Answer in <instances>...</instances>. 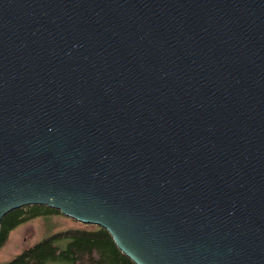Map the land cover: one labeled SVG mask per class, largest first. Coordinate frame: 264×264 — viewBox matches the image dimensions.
<instances>
[{
    "label": "water",
    "instance_id": "95a60500",
    "mask_svg": "<svg viewBox=\"0 0 264 264\" xmlns=\"http://www.w3.org/2000/svg\"><path fill=\"white\" fill-rule=\"evenodd\" d=\"M31 205L264 264V0H0V225Z\"/></svg>",
    "mask_w": 264,
    "mask_h": 264
},
{
    "label": "trees",
    "instance_id": "16d2710c",
    "mask_svg": "<svg viewBox=\"0 0 264 264\" xmlns=\"http://www.w3.org/2000/svg\"><path fill=\"white\" fill-rule=\"evenodd\" d=\"M60 215L47 206H25L8 213L0 225V250L9 234L33 219ZM4 264H134L120 252L101 227L70 229L52 234Z\"/></svg>",
    "mask_w": 264,
    "mask_h": 264
},
{
    "label": "rangeland",
    "instance_id": "374dc122",
    "mask_svg": "<svg viewBox=\"0 0 264 264\" xmlns=\"http://www.w3.org/2000/svg\"><path fill=\"white\" fill-rule=\"evenodd\" d=\"M87 227L94 226L80 224L61 214L33 219L18 226L9 234L6 243L0 250V264L8 262L15 255L52 234Z\"/></svg>",
    "mask_w": 264,
    "mask_h": 264
}]
</instances>
